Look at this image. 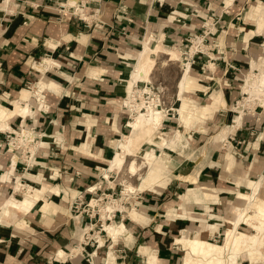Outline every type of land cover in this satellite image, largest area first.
Instances as JSON below:
<instances>
[{"label":"crops","instance_id":"0c3cea01","mask_svg":"<svg viewBox=\"0 0 264 264\" xmlns=\"http://www.w3.org/2000/svg\"><path fill=\"white\" fill-rule=\"evenodd\" d=\"M14 1L17 3L14 11L11 10L13 13L0 17V117L10 112L11 102L20 100L24 88L40 80L48 87L40 98L31 90L34 95L28 101L31 115L13 116L6 121L8 128L0 130V195L9 191L12 180L13 183L16 180L29 182L28 177H31L30 182H35L41 177V180L60 181L50 183L55 192L46 195L45 200L36 203L23 217L15 214L17 219L0 218V264H89L83 254L70 253L71 248L80 247L77 246L79 231L87 224L92 226L88 223L89 215L80 210L72 218L70 212L68 214L69 206L79 196L81 202L91 199V189L86 186L96 176L102 184L108 182L98 174L113 157V144L116 146L117 141L130 131L128 122L132 115L128 121L127 113L119 106L121 99L129 93L128 86L136 83L141 87L144 82L153 80L156 55L152 56L147 78L142 71L133 80L136 57L143 51L144 42L163 40L165 44H179L188 36L199 34L206 18L212 16L208 22L214 24L209 27L206 47L190 60L185 85L193 90L189 98L198 106L203 104L198 101L222 93L227 107L216 110L205 121L218 119L224 123L228 107L236 100L230 86L235 72L247 71L248 66L252 67L264 53L258 50L263 44L260 41L264 40V32L258 36L254 28L258 18L264 20V14L253 22V16L264 5V0H92L86 5V12L98 10L100 27L94 26L88 16L84 18L80 14L87 22L85 25L69 15L57 14L54 0ZM224 9H228L227 14ZM44 61L51 65L42 73L32 68ZM165 62L167 59H164V65H168ZM228 65L236 70L228 69ZM182 74L177 82V98ZM190 75L194 82L189 79ZM174 97L177 101L176 85ZM257 116V120H241L235 130L227 133L230 152L219 154L216 150L211 153L204 150L205 160H208L199 166L196 181H204V188L209 192L216 191L217 203L185 204L182 197L179 204L183 207L177 213L184 212L186 217L177 218L165 214V205L169 204L165 199L167 192H163L162 198L158 195L160 199L148 196L150 194L138 196L134 208L145 215L148 222L120 220L129 232L130 240L128 244L120 241L112 245L114 252L119 248L124 253L123 256L119 252L116 254L121 260L118 263L145 264L137 248H147L155 253L158 264H178L183 247L176 244V239L181 232L188 237L196 235L203 241L213 242L221 230L219 219L225 216L226 207L235 201L236 193H251L250 183L259 184L258 180L264 178V112ZM175 121L179 126V113ZM164 123L161 122V127ZM19 125L41 131L39 134L44 135L36 138L41 137L40 144L44 139L47 147H41L44 151L36 149L37 155L30 162L35 165L30 168L19 161L12 168L11 156L9 170L5 172L8 154L3 148V138ZM52 139L60 146H55ZM49 148L51 154L47 152ZM227 153L233 158L229 170L224 166ZM193 206L206 213V216L202 214L206 218L199 219L211 222L207 223L208 228L201 226L206 223L204 220L188 219L198 218L194 210L199 209ZM159 208L161 214L151 213ZM116 211L113 212L115 216ZM22 218L25 224L17 226ZM97 218L100 222L99 216ZM108 245V240H104L103 246L94 242L85 246V252L91 254L92 264H102V255ZM60 252L65 256L63 260L58 259ZM245 263L248 264L247 260L241 261V264Z\"/></svg>","mask_w":264,"mask_h":264},{"label":"rangeland","instance_id":"374dc122","mask_svg":"<svg viewBox=\"0 0 264 264\" xmlns=\"http://www.w3.org/2000/svg\"><path fill=\"white\" fill-rule=\"evenodd\" d=\"M54 1L56 2V7H55L56 13L58 10V7H57L58 4L67 3V1L65 2L64 0H54ZM84 1H87V0H82V3H84ZM91 1L92 0H88V3ZM16 3L14 0H0V17L6 16L8 14H12L13 13L12 11H14V9H15L14 4H16ZM88 3H86V4H88ZM263 10H264V5L260 6L256 10V13L253 16V22L256 20V18L260 14H264ZM81 16H82V13H81ZM84 16H85L84 18H87L86 15H84ZM251 19H252V17H251ZM253 26L254 25L252 23V29H253ZM154 41H155V39H154ZM262 41L264 44V40H261L260 43H262ZM159 43L162 44L164 50L160 49L155 54L148 53L149 55H146V56H148V57L150 56V57H149L148 62L146 64L144 74L147 78V74H148V72L152 66V63H153L152 56L156 55L154 57V59L156 60L155 61L156 65L153 69L154 70L153 76H152L153 80H151V84L153 85V87H157V91H158L160 98H161L160 100L163 102L162 109L168 110L167 116L164 117V119H163V121L165 123H164V125H162V127L160 126L158 128V130L156 132H153L151 135L144 136L141 138L137 137L135 143L133 144L134 145L133 146V148H134L133 149V151H134L133 155L127 156L125 158V163H124V166H123L121 171L113 172V173L109 174V177L107 179V181H108L107 183L102 184L99 176H96L95 179L92 181V183L86 186V187L91 189V194H92L91 199L95 200L94 205L91 206V202L89 203L91 208H87L85 206L87 200L85 202H81V204L79 206H75V208H74L73 202H71V204L69 206L70 210L68 209L69 210L68 214L70 212L69 216L73 218V215H77L78 211L84 210V215H85V212H86V214L89 215L88 223L90 222L92 224V226L89 227L90 231L88 228L89 224H87V226H85V228L83 230L79 231V234L77 236L78 242L82 241V242L86 243L87 245H89L90 243H93L97 239L96 238L97 236L101 237L104 240H108L106 238L107 233L103 230V226L101 224L102 222L100 220V215L103 213V208L106 207L107 205L112 207L113 212H115V210H117L116 212H118V214L116 213V216L112 212L113 214L110 216V218L109 219L107 218L104 221L108 225L113 226L115 223L120 222L121 219L125 220V218H127V217H125L127 215V213H126L127 209L128 208L132 209L135 207V203H136L138 196H141L143 194L144 195L150 194L148 196H152L154 198L160 199V197L162 198V196L164 194L163 192H167L165 199H167L169 201L168 206H176L182 201V197H183V195L187 189H196V188L202 187V186L205 187V184L203 183L204 181H199V182H197L196 180L194 181V179L198 176L199 166L203 165V163L206 160H208V158L205 160L206 156H205L204 151L201 154H198L199 153L198 151H200L201 149H208L209 152L211 153L213 150H216V153H219V154H222L224 151L230 152L231 149H230V146L226 143V139H227V133H231V132H229V130L226 127H229L231 125L234 116L237 114L235 107H238L239 104H244L243 116H242L241 120H244V119H250L251 121L257 120L258 119L257 114L261 111L264 112V107H262L258 102L255 103V102L251 101L253 98L256 97L255 90L253 89L251 95L247 94V92L244 93L245 89H248V88L244 87L243 85L245 82H242V81H244L243 78L245 77L246 86H247V84L251 85L255 82L254 81L255 78L253 79V76H255L254 74H256V73H258L259 75L264 74V53H263V56H260L261 58H259L258 61H257V59L255 60V62H254L255 64L252 65V69H250L251 67L249 68V66H248L247 71L246 70H244V71L240 70L239 73L235 72V74H236L235 79L232 80V84H230V86H231V88L233 87L232 89H234V90H232L233 91L232 94L236 95V100H234L232 102V104H230V106L228 107V112L225 111L228 113L227 114L228 116H227L225 122L223 123L222 121H219L218 119H216V120L212 119L210 122L207 123V121H205V119L209 118L210 116H213L214 112L208 116H203L200 113V109L202 106L207 105L208 102L214 97L213 95L211 96V94L213 92L209 95V98L211 96V99L206 100V101L204 99H203V101H198L200 103H203L200 106H198L197 104H195V102H192L191 98H189V94L193 90L190 88L187 89V87H186L185 91L187 90V92H185V93L183 92L184 99L181 101V107H179L180 102L177 98V82L180 79L181 74H182V70H183L182 68L180 69L179 63H180L182 55L188 50L189 44L182 41L179 44L177 43L176 45H172V44H165L166 42H164L163 40H160L159 42H156V43L152 42L151 45H149L150 49L155 48L156 45H158ZM263 44L258 49L259 51L263 50V52H264ZM140 51H141V49L138 52H140ZM160 52H162V53H160ZM165 53L169 54V56H167ZM139 56H140V53L136 57V60ZM133 59H132V61H133ZM164 59L165 60L167 59V62H165V64H168V65H164ZM135 63H136V61H135ZM255 68L257 69V71L256 70L253 71ZM247 74H248V76H246ZM189 79L194 82V79L192 78L191 75L189 76ZM249 79H251V80H249ZM248 80H249V82H248ZM175 85H176V99L179 103L177 101H175V97H174ZM34 86H35V84L32 86H28V88H24V89H28L31 92V90L34 88ZM190 87L194 88L193 86H190ZM241 87H242V91H241ZM129 88H130V86H128L127 90ZM32 95L33 94L31 93L30 96H32ZM235 95H232V96H235ZM245 98H250V99L245 100ZM236 101H237V103L235 104ZM226 107L227 106H224L223 109H225ZM177 108L179 109L178 112H177ZM219 109H220L219 107H218V109L216 108V110H219ZM178 113H179L180 121L181 122L183 121V122L181 123L179 121L178 122L179 126H176L175 122H177V121H175V119L178 117ZM183 113H185L186 115H184V118L182 119ZM11 117H13V116H11ZM262 125H264V121H263ZM23 129H27V128L23 127ZM190 131H192L193 133H191ZM14 132H18V129L14 130ZM221 132H222L223 136L221 135ZM34 133H35V138H34L35 143L39 142L36 149L44 151V148H41V147L42 146L47 147L46 143L44 142L45 140L42 139V144H40L41 137L36 138L38 135L40 136V135H44V134H39V133H42L39 130L34 131ZM5 134H7V133H5ZM16 134H15V136H16ZM55 137L58 138V135H55ZM13 139L14 138L12 137V140L10 141V143L13 141ZM4 140L5 139L3 138V141ZM51 141H53V144L55 146H60L59 142L57 140L52 139ZM3 145H4L3 146L4 150H6L7 147L5 146V141H4ZM32 145L25 146V147L20 146L16 150V152H14L16 154V156L18 157V161L20 162V164H22V166H26L28 168H30V166L35 165L33 162L32 163H30V162L32 161V158L35 155H37V151H36V149L31 147ZM39 146H40V148H39ZM49 146H51V145H49ZM113 146L115 148V143L113 144ZM26 149L28 150L27 155L25 154ZM152 149L154 150L155 155L158 156L161 154V156H160L161 159H163L164 161L168 160V164H169V165L167 164L168 165L167 171L169 173L170 180L167 183V185L165 186V188L163 190H160V192L158 194L140 192L138 190V187H139V184L141 181V177L144 175V173L148 167V165L145 163V157H146L148 151H150ZM51 151L52 150L50 148L47 150L48 153H50ZM9 152H11V151H9ZM32 152H34V153L31 157ZM195 152L197 154H195ZM188 155H190V156H188ZM10 157H11V154H8L7 168L4 169L5 172L9 170L8 167H9ZM131 160L134 161L136 163V166H138L140 168L136 172V174H133V175L131 173H129L127 170V167H128ZM18 166H21V165L18 164ZM105 168H106V165H105ZM55 173H56V171L54 172V174ZM56 175H57V173H56ZM98 175H100V176L103 175V172L99 173ZM43 178L47 179L46 176H44ZM28 179H29V182L23 180L24 182L22 181L21 184L26 185V186L36 187L40 183H45V185L49 186L50 183L55 184V183H58L60 181V179H55L53 181L50 179L49 180H41V177H38L37 178V179H39L38 181L30 182V179L32 180L33 178L28 177ZM258 181H260L259 186H258V191L256 192V197L254 198L255 200L253 201L254 204H251L250 208H248L249 213H253V212L257 211L259 209V207H258V205H260L259 203L264 201V178H261ZM14 185H15V183H13V180H12L10 182L9 191H7L6 194L0 195V204L3 203V201L7 197H13L16 200H18L20 198L19 194L13 193ZM64 186H66L68 188L70 187L67 184H65ZM63 190L64 189L62 188V191ZM88 191H89V189H88ZM128 191L130 194L128 193ZM73 194H74V192H73ZM196 194H197L196 196L201 195V193H198V192ZM158 195H160V197H157ZM100 198H101V200H99ZM96 201H97V203H96ZM158 203H160V201ZM239 204H240V202L235 200L234 202H232V204H230L228 207H226V210H224L225 216L221 217L219 219V220H221L220 222L222 224L221 230L219 231V234L214 237L213 242L209 241L210 244L212 243V245H219L222 243V240L224 239L223 235H225V232L227 231L229 224L231 223V219H233V217H234L235 207H237ZM165 207H167V204L165 205ZM192 208L199 209V210H194L195 216H197L198 218H206L205 217L206 213L201 211L199 207L193 206ZM151 213L161 214L160 208L158 210L156 209L155 211H151ZM15 214L10 215V216H5V218L16 217ZM202 214L205 216H202ZM18 215H20V214H18ZM98 216H99L100 222L98 221V218H97ZM165 218L170 219V217H165ZM16 219H17V217H16ZM201 220H204V219H201ZM205 222L206 223L204 225H201V226L207 227L208 226L207 223H211L208 220H206ZM213 222H214V220H213ZM19 223H21V225H19V226H22L23 224H25V222L22 220L19 221ZM100 225H101V228H100ZM238 229L240 231L246 232V233L247 232L249 233L253 230V229H251L245 225H240L238 227ZM176 237H178V236H176ZM119 242L120 241L118 240L115 242V244H117ZM96 243H97V240H96ZM108 243H109V245H111V242L109 240H108ZM176 244L181 245L182 247L184 246L183 243H179L177 241H176ZM106 245H107V243H106ZM108 246L106 248V252H107ZM116 248H118V247H116ZM73 249H75V250L78 249V252L80 250L79 248H71V250H73ZM184 249L185 248L183 247L182 253L184 252ZM243 250H245V249H243ZM261 251L264 252V248ZM71 252L72 251H70V253ZM106 252H105V255H104V253L102 255V257H103V259L101 261L102 264L105 262L104 260L106 258ZM118 252L121 253L122 256L124 255V253L122 251H120L119 248L114 253L118 254ZM137 252L139 254V248H137ZM77 254H78L77 251L74 253H71V255H77ZM181 255H183V254H181ZM60 256H61V258L58 256V259H60V260L62 258H65V256H63L62 252H60ZM139 256H140V254H139ZM141 257H142V255H141ZM181 258H182V256H181ZM181 258H180V260H181ZM241 259H242V261L246 260L244 258V256H242V255H241ZM261 260H263V259H261ZM261 260L251 262L248 264H264V262ZM120 261H121L120 259L115 258L114 262L118 263ZM87 262L89 264H92L91 259L88 260ZM108 264H113V261L112 262L110 261ZM142 264H143V262H142Z\"/></svg>","mask_w":264,"mask_h":264},{"label":"bare ground","instance_id":"6f19581e","mask_svg":"<svg viewBox=\"0 0 264 264\" xmlns=\"http://www.w3.org/2000/svg\"><path fill=\"white\" fill-rule=\"evenodd\" d=\"M66 1L67 3L63 4L66 9H71L75 13L80 12V8L77 5L79 0ZM82 16H84V14H82ZM254 28L258 36H260L264 32V20L262 18H258L255 22ZM191 41L192 46L188 51L189 55L193 53L197 44L196 40L192 39ZM151 43V41L146 40L143 44V51L140 52V56L136 60L134 67L135 71L134 74H132L134 75V81L146 68V64L150 57L146 55H149L148 53L155 54L160 49L164 50L162 44L160 43L156 45L155 48L150 49L149 45H151ZM258 60L259 58L257 59V61ZM50 64L51 63L49 61H44L42 63L35 64L32 68H34V70H36L38 73H42L48 66H50ZM254 64L255 63L253 62V65ZM183 68L184 70H182V78L178 83L179 101H182L183 99V92H185L186 88L185 80L190 70L189 65L187 64L183 66L182 69ZM250 69H252V67ZM255 70L257 71L256 68L253 71ZM254 75L255 76H253V79L255 78V82L251 85L247 84L246 86V79L245 77L243 78V82H245L243 86L248 88L245 89L244 93L247 92V94L251 95L254 89L256 92V97L251 101L255 103L258 102L262 107H264V74L259 75L258 73H256ZM246 76H248V74ZM47 87L48 85L40 80L35 84L33 88V94L40 98L42 96L43 90ZM30 94L31 92L28 89H23L20 93V100L17 101V99L14 102L10 103L12 107L10 109V112L0 118V130L5 131L6 128H8L6 121L10 119L11 116L15 115L26 117L31 115L32 111L28 103ZM249 99L250 98H245V100ZM237 101L235 102V104L237 103ZM224 106H226V103L223 99L222 93H219L218 95L214 96L207 105L201 107L200 113L203 116H208L211 113L215 112L216 108L218 109L219 107L220 109H223ZM140 107H142L143 110H139ZM243 107L244 104H239L238 107H235L237 114L234 116L231 125L229 127H226L229 132H232L240 125V121L243 116ZM134 110L135 114L132 115L131 120L129 119L130 121L128 122L130 128L128 135L123 136L121 140L117 141L113 157L110 160H107L106 168L101 171L103 172V176L106 179H108L110 173L119 172L122 170L125 163V158L127 156L133 155V144L135 143L137 137L141 138L151 135L153 132H156L161 126V122L165 117L164 110L161 111L155 108L152 101H150L147 105H142L141 102L137 103ZM14 134H16V136L14 137L13 141L11 143L9 142L8 144V151L12 152V168H14L15 164L18 161V157L14 153L16 152V149H18L20 146L25 147L32 144L33 145L31 147L36 149L38 144L37 142L35 143V136L33 135L32 131L22 129L21 132H14ZM204 150L205 149H201L200 151H198V154H201ZM33 153L34 152L31 153V157ZM195 154L197 153L195 152ZM160 156L161 154L158 156L155 155L153 149L148 151L145 157V163L148 165V167L144 175L141 177V181L138 187V190L140 192L158 194L160 190H163L169 182L170 177L167 171L169 165L168 160L164 161ZM232 162V156L227 153L224 159L225 168L229 170L232 167ZM139 169L140 168L136 166V163L132 160L127 167L128 172L132 175L136 174ZM195 180L196 178L194 179V181ZM245 183L247 184V182ZM250 186L252 188L251 193H236L235 200L240 202V204L235 207L234 217L233 219H231V223L229 224L225 235H223L224 239L222 240L221 244L212 245V243L210 244L207 241L199 239L196 235L193 237H188L186 233L181 232L180 237L177 238L176 241L179 243H183V247L185 249L178 264H240L242 261L241 255L244 256L248 263L259 261L261 259H263L261 261L264 262V252L261 251L264 248V201L259 203L260 205H258L259 209L257 211L253 213L248 212V208H250V205L254 204L253 201L255 200L254 198L256 197V192L258 191L259 184L254 182L250 183ZM196 191L198 193H201V195L198 194L199 196H196ZM51 192H55V187L53 188L47 186L44 183L36 187L26 186L22 185L19 180H17L14 185L13 193L19 194L20 198L16 200L13 197H7L3 201V203L0 204V218L10 216L15 213L17 215L20 214V216L23 217L27 212H29V210H31V208L35 206L36 203L40 202V200H45L44 197ZM94 201H91V206L95 204ZM183 201L185 204H189L191 202L199 204H203L204 202L217 203L216 191L213 190L212 192H209L203 186L196 189H187L185 195L183 196ZM182 207L183 204H178L176 206H167L165 207V214L167 216L185 218L186 216L184 212H182L181 214L177 213V210L181 209ZM112 212V207L107 205L103 208V213L100 215L103 230L107 233L106 238L111 242V245L108 246L106 252L104 264H108L110 261H113V264H119L114 262L116 254L112 249V245L115 244V242L118 240L128 244L130 240V234L121 222H118L113 226L108 225L106 222H104L105 219L110 218ZM126 217L129 221L134 223L146 224L148 222L147 217L137 212L135 208L127 210ZM188 219L195 220L196 222H203L199 218L194 219L189 217ZM21 220L25 222L23 218ZM16 225L19 226L21 225V223L18 222ZM240 225H245L253 230L249 233L242 232L238 229ZM96 238L98 246H103L104 239L98 236ZM76 251L78 253V249H73L71 253H74ZM139 254L140 256L142 255L143 259L145 260V264H158L155 253L149 251V249L140 248Z\"/></svg>","mask_w":264,"mask_h":264},{"label":"built area","instance_id":"2783aa9c","mask_svg":"<svg viewBox=\"0 0 264 264\" xmlns=\"http://www.w3.org/2000/svg\"><path fill=\"white\" fill-rule=\"evenodd\" d=\"M66 2V0H64ZM88 3V0L87 1H84V3H82V0H79L78 1V7L80 8L79 11L80 13H75L73 12L71 9H66L62 3L58 4L57 7H58V10H57V14L59 15H69L70 17H73L81 22H83V24H87V22L85 20H83L81 17H80V14H84L86 16H88L90 18V21L93 22L94 26L96 27H100L101 25V22L99 20V13H98V10H95V11H92V12H86V4ZM224 13L227 14L228 13V9H224ZM208 20H212V16H209L206 18L205 22L202 24L201 28H200V32L199 34H194L192 36H188L186 39H184V42L188 43L189 44V48L188 50L182 55V60L181 62L179 63L180 64V69L185 66L186 64L187 65H190V60H192L193 58V55L196 54V53H202V50L204 47H206V36L209 35L210 33V29L209 27H212L214 22H208ZM196 40L197 41V44L195 46V50L193 51V53L191 55L188 54V51L189 49L191 48L192 46V41L191 40ZM228 69L230 70H236L232 65H228L227 66ZM28 88V87H27ZM160 95L157 91V88L153 87V85L149 82H144L142 84V86L138 87L136 84H133V86L130 87V90H129V93H125L123 98L121 99V102H120V108L122 110H124L126 113H127V120L129 121L131 115L135 114V107H136V104L137 103H142V105H147L150 101H152L154 103V107L159 109V110H163L162 109V106H163V102L160 100ZM46 110V109H45ZM139 110H143L142 107H140ZM164 114H165V117L167 116L168 114V110L164 109ZM23 128H21V126L19 125L18 126V132H21ZM25 130H30L32 132H34V128H27ZM12 137L14 138L15 137V134H14V131L12 132H7V134L4 135V141H5V146L7 147L6 149V153L7 154H11L12 156V153L8 151V144L9 142L12 140ZM17 150V149H16ZM27 149H26V152L25 154L27 155ZM11 159V157H10ZM9 159V160H10ZM101 200V198L99 199ZM92 201V199H89L85 206L87 208H91V206L89 205V203ZM94 201V200H93ZM98 201V200H97ZM74 204V208L75 206H79L81 204V197H77L76 200L73 202ZM91 227V225L88 226V228ZM100 228H101V225H100ZM89 231H90V228H89ZM103 231V230H102ZM94 243L96 245H98L95 241ZM87 244L84 243V242H78L77 246L80 248L78 254L80 255H84L85 258H86V261L90 260L91 259V254H88L85 252L84 248ZM72 251V250H71Z\"/></svg>","mask_w":264,"mask_h":264}]
</instances>
